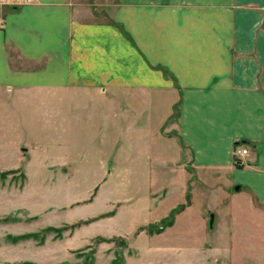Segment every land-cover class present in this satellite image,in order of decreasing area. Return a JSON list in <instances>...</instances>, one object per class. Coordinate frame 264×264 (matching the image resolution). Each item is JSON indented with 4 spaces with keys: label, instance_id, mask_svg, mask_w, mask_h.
<instances>
[{
    "label": "crops",
    "instance_id": "1",
    "mask_svg": "<svg viewBox=\"0 0 264 264\" xmlns=\"http://www.w3.org/2000/svg\"><path fill=\"white\" fill-rule=\"evenodd\" d=\"M0 163L111 217L142 178L203 264H264V0L0 5Z\"/></svg>",
    "mask_w": 264,
    "mask_h": 264
},
{
    "label": "rangeland",
    "instance_id": "2",
    "mask_svg": "<svg viewBox=\"0 0 264 264\" xmlns=\"http://www.w3.org/2000/svg\"><path fill=\"white\" fill-rule=\"evenodd\" d=\"M5 166L0 163V264H111L119 251L121 264H180L182 261L203 264L201 255L195 253L194 247L198 245L181 244L184 241L179 237L178 222L164 226L161 231L147 230L149 222L168 214L162 215V212L170 198L162 204L157 202L151 209L143 206L146 194L142 178L133 181L140 186L138 202L131 201L133 196L128 197L130 200L124 203V208L111 217L114 212L104 211L105 190L93 201H88V197L84 201L83 197L73 205L57 206L65 199L56 193L60 181L30 179L21 164ZM87 182L75 180L70 185L75 184L81 189L79 193L85 194ZM113 182L107 181L112 186ZM126 189L130 192L131 186ZM95 190L92 188L89 196ZM148 217L157 219L147 222ZM78 221L77 225L69 226ZM23 233L28 234L13 239ZM172 248L181 251L186 248L188 252L165 254Z\"/></svg>",
    "mask_w": 264,
    "mask_h": 264
},
{
    "label": "trees",
    "instance_id": "3",
    "mask_svg": "<svg viewBox=\"0 0 264 264\" xmlns=\"http://www.w3.org/2000/svg\"><path fill=\"white\" fill-rule=\"evenodd\" d=\"M239 163L240 162L237 160L236 161V164H239ZM182 207H183V204L180 203V204L176 205L175 207H173L166 216L162 217L158 221L149 222L147 224V227H148L147 230L148 231H152V230L155 229V231H161V229L164 226H167V225L172 224L175 213L178 212ZM109 212H111V211H109ZM78 223H79V221L78 222H75V223H71L69 226L72 227V226L77 225ZM27 234L26 233H23L21 235H18V236L13 237V239H16L18 237H23L24 235H27ZM121 257H122V255H121L120 251L117 252V254L114 257V259L112 260V263L111 264H121ZM56 264H74V263L63 262V263H56Z\"/></svg>",
    "mask_w": 264,
    "mask_h": 264
},
{
    "label": "built area",
    "instance_id": "4",
    "mask_svg": "<svg viewBox=\"0 0 264 264\" xmlns=\"http://www.w3.org/2000/svg\"><path fill=\"white\" fill-rule=\"evenodd\" d=\"M29 1L31 0H0V5H20ZM234 153L238 156L246 155L248 153V148L245 145H237L234 148Z\"/></svg>",
    "mask_w": 264,
    "mask_h": 264
},
{
    "label": "water",
    "instance_id": "5",
    "mask_svg": "<svg viewBox=\"0 0 264 264\" xmlns=\"http://www.w3.org/2000/svg\"><path fill=\"white\" fill-rule=\"evenodd\" d=\"M238 186H236V188H237Z\"/></svg>",
    "mask_w": 264,
    "mask_h": 264
}]
</instances>
